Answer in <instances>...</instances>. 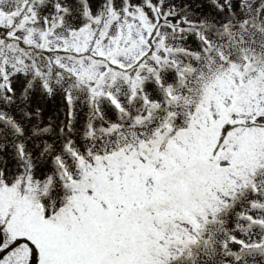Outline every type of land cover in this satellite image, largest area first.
Returning <instances> with one entry per match:
<instances>
[{"label":"snow or ice","instance_id":"1","mask_svg":"<svg viewBox=\"0 0 264 264\" xmlns=\"http://www.w3.org/2000/svg\"><path fill=\"white\" fill-rule=\"evenodd\" d=\"M0 264H264V0H0Z\"/></svg>","mask_w":264,"mask_h":264},{"label":"rangeland","instance_id":"2","mask_svg":"<svg viewBox=\"0 0 264 264\" xmlns=\"http://www.w3.org/2000/svg\"><path fill=\"white\" fill-rule=\"evenodd\" d=\"M56 107H57L56 104H51V105H49V107H48V111H49L50 113H54L55 110H56Z\"/></svg>","mask_w":264,"mask_h":264}]
</instances>
